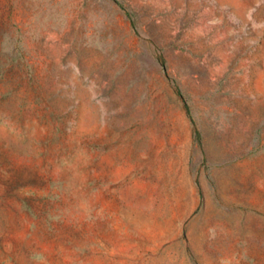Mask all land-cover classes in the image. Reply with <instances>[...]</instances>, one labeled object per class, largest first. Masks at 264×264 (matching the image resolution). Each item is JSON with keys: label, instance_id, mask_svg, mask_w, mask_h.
<instances>
[{"label": "rangeland", "instance_id": "obj_1", "mask_svg": "<svg viewBox=\"0 0 264 264\" xmlns=\"http://www.w3.org/2000/svg\"><path fill=\"white\" fill-rule=\"evenodd\" d=\"M0 264H264V0H0Z\"/></svg>", "mask_w": 264, "mask_h": 264}]
</instances>
